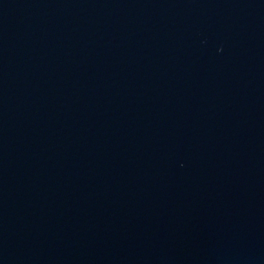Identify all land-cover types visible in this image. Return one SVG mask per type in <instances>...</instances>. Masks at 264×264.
Segmentation results:
<instances>
[{"label":"water","instance_id":"obj_1","mask_svg":"<svg viewBox=\"0 0 264 264\" xmlns=\"http://www.w3.org/2000/svg\"><path fill=\"white\" fill-rule=\"evenodd\" d=\"M0 264H264V0H0Z\"/></svg>","mask_w":264,"mask_h":264}]
</instances>
